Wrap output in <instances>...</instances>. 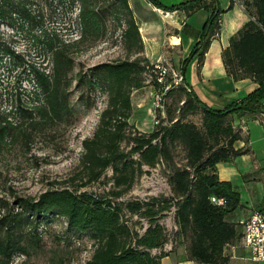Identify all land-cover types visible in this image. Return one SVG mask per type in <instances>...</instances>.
Returning a JSON list of instances; mask_svg holds the SVG:
<instances>
[{
    "label": "trees",
    "instance_id": "obj_1",
    "mask_svg": "<svg viewBox=\"0 0 264 264\" xmlns=\"http://www.w3.org/2000/svg\"><path fill=\"white\" fill-rule=\"evenodd\" d=\"M146 1L157 9L186 15L200 9L211 11L199 42L182 64L181 82L165 95L166 116L150 133H140L129 123L131 93L145 86L144 74L151 63L142 56V39L127 0H0V29L9 32L0 31V157L14 147L29 151L38 133L75 118L71 95L82 102L86 94L99 90L106 97L92 136L81 142L78 173L70 180L78 178L79 185L46 190L37 198L17 197L11 209L0 198V264H16L17 257L27 254L15 235V225L23 216L35 232L45 230L44 224L53 218H64L67 232L91 242L85 264H160L167 254L150 251L166 242L156 217L168 209L167 202H174L179 233L189 239L184 259L195 264H228L225 248L241 240L240 227L228 220L240 207V197L232 183L219 180L216 164L250 153L248 148L233 147L241 139V130L234 128L231 118L264 115V0L242 2L249 21L222 50L226 74L234 81L250 79L258 87L223 110L201 102L184 79L189 61L197 56L200 69L211 41L219 35L224 11L218 1L188 0L171 7L163 6L161 0ZM109 14L123 17L121 36L131 58L102 62L74 74L73 50L87 49L101 40ZM64 15L80 29L71 40L49 27ZM196 115L199 126L190 120ZM178 148L182 164L175 161ZM159 162L169 170L172 198L121 201L143 167ZM108 169L111 177L106 191L99 195L81 191ZM210 196L222 198L224 206L212 204ZM124 209L146 219L148 227L142 235L122 220Z\"/></svg>",
    "mask_w": 264,
    "mask_h": 264
},
{
    "label": "rangeland",
    "instance_id": "obj_2",
    "mask_svg": "<svg viewBox=\"0 0 264 264\" xmlns=\"http://www.w3.org/2000/svg\"><path fill=\"white\" fill-rule=\"evenodd\" d=\"M106 5L109 6V3L106 2ZM114 7L110 10L113 11ZM77 10L78 5H76L75 13ZM49 27L56 28L65 40L77 37L80 31L76 21L69 20L67 15L62 16V19L57 23L54 21V24ZM123 28V17L120 15L116 18L109 14L106 18L102 39L87 49L79 46L78 49L73 50L76 62L74 74L81 69L86 70L102 62L131 58L121 36ZM0 31L4 34L9 33L5 27H1ZM73 87L74 85L71 90ZM152 100L153 97L150 96L149 107L152 108L153 115L150 118L145 117L143 121L146 131L154 130L158 125V120L164 119L166 116L165 107L161 114L160 110L154 109ZM69 102L75 110V118L49 126L43 132L38 133L30 144L29 151H22L14 147L0 157V198L8 203L9 209L15 207L14 201L17 197L37 198L46 190L63 187L72 189L80 184L78 178L74 181L70 180L78 173V162L83 151L81 142L92 136L100 111L105 105L106 97L105 94L97 90L86 94L82 102L77 101L75 95H71ZM170 102L169 99L166 104ZM190 120L198 126L200 125L198 115L191 116ZM260 120L264 122V117L260 116ZM132 126L134 127V125ZM134 129L136 128L134 127ZM263 132V128L251 121V151L254 160L262 165L263 169L260 168V172L262 170L264 175ZM179 151L180 148H178L175 161L182 164L184 163L183 153ZM168 175L169 170L163 162H159L152 168L143 167V173L130 192L121 197V201H148L151 198L168 200L172 198ZM110 177L111 171L108 169L98 181L87 185L81 191L102 194L110 187ZM255 187L259 202H261L255 208L264 212V179L255 184ZM251 198H253L252 195ZM173 203L167 202L168 209L157 215V223L163 228L166 236L165 244L170 247V250L165 254L174 253L178 256H185L189 239L179 233V228L175 223ZM24 217L19 224L15 225V235L21 239L27 254H24V257H17L16 264L86 263L92 250L91 242L84 236L77 237V235L67 232L64 218H53L49 220V223L44 224L45 230L35 232L29 229L31 225L25 224ZM122 220L126 221L130 229L138 235H142L144 227L148 226L145 218L130 215L125 209Z\"/></svg>",
    "mask_w": 264,
    "mask_h": 264
},
{
    "label": "crops",
    "instance_id": "obj_3",
    "mask_svg": "<svg viewBox=\"0 0 264 264\" xmlns=\"http://www.w3.org/2000/svg\"><path fill=\"white\" fill-rule=\"evenodd\" d=\"M185 1L188 0H161V4L171 7ZM217 1L224 11L219 17V35L211 41L200 69H198L197 56L189 61L184 79L189 89L201 102L213 110H223L232 102L239 101L256 90L258 85L250 79L232 80L226 74L222 62V50L228 47L229 39L249 21V16L242 6V2L248 0ZM127 4L142 39V56L151 64L160 61L167 62L176 75L182 79V64L199 42L203 26L211 11L200 9L186 15L179 10L168 12L157 9L146 0H127ZM153 92L152 87L143 86L131 93L132 111L129 123L143 133L151 132V130H144L143 121L145 117L150 118L153 115L152 108L149 107L150 96L152 97ZM260 116L264 117L263 114H259L254 117L237 118L233 116L231 118L233 126L245 124L247 128L246 132L240 133L241 139L236 141L233 147L236 150L248 148L250 153L239 156L228 163L216 164L219 180L232 183L239 193L240 207L228 218L235 224L248 217L252 210L257 209L256 205L261 203L255 184L264 179L262 170L260 172V168L263 169V167L254 160L251 151V121L264 130V122L260 120ZM225 253L230 255L228 264H264L251 261L250 253L241 241L227 246ZM160 264L195 263L185 260L184 255L178 256L173 253L163 257Z\"/></svg>",
    "mask_w": 264,
    "mask_h": 264
},
{
    "label": "built area",
    "instance_id": "obj_4",
    "mask_svg": "<svg viewBox=\"0 0 264 264\" xmlns=\"http://www.w3.org/2000/svg\"><path fill=\"white\" fill-rule=\"evenodd\" d=\"M181 82L172 67L165 61L156 62L146 67L144 74V85L152 87V105L163 114L165 95L174 86ZM159 122V120H158ZM241 132H246L245 124L234 125ZM210 202L216 206H224V200L215 196L209 197ZM238 226L241 230V243L248 249L251 261L255 263H264V213L261 210L254 209L250 215L240 221ZM148 226L144 227V230ZM170 250L167 244L159 248H154L150 252L152 255L165 254Z\"/></svg>",
    "mask_w": 264,
    "mask_h": 264
}]
</instances>
